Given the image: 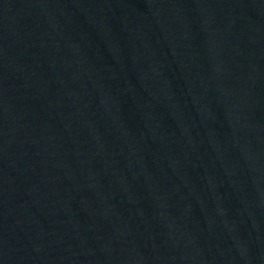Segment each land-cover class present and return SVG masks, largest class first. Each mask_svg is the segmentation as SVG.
<instances>
[{"label":"water","instance_id":"1","mask_svg":"<svg viewBox=\"0 0 264 264\" xmlns=\"http://www.w3.org/2000/svg\"><path fill=\"white\" fill-rule=\"evenodd\" d=\"M0 264H264V0H0Z\"/></svg>","mask_w":264,"mask_h":264}]
</instances>
